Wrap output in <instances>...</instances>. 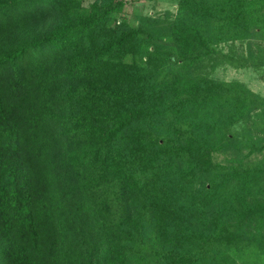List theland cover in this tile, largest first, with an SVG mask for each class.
Segmentation results:
<instances>
[{"label":"trees","instance_id":"obj_1","mask_svg":"<svg viewBox=\"0 0 264 264\" xmlns=\"http://www.w3.org/2000/svg\"><path fill=\"white\" fill-rule=\"evenodd\" d=\"M84 1L0 0V264H264V139L234 129L264 98L208 72L264 66L218 48L264 0Z\"/></svg>","mask_w":264,"mask_h":264},{"label":"rangeland","instance_id":"obj_2","mask_svg":"<svg viewBox=\"0 0 264 264\" xmlns=\"http://www.w3.org/2000/svg\"><path fill=\"white\" fill-rule=\"evenodd\" d=\"M94 1L103 2L104 0H85L86 6ZM125 6L119 18V22L127 23L131 27H138L144 16L165 17L175 16L178 13V0H124ZM53 16H47L43 20L34 23L37 26V33L47 29L53 22ZM38 35V34H37ZM219 50L231 55L235 60H247L252 56L264 54V39L249 37L241 40L223 42L218 45ZM245 58V59H244ZM211 78L218 81L238 82L249 88L255 94L264 98V66L256 67L251 64L244 67H234L230 64L218 66L215 70L208 68ZM239 139L246 140L245 133L252 135L255 139H264V112L260 109L253 110L242 119L234 128ZM242 154L247 155L249 149L242 147ZM244 155V156H245ZM237 156L233 149L222 151L215 154V161L226 163L229 159ZM246 162L259 164L264 168V150L257 152L246 158Z\"/></svg>","mask_w":264,"mask_h":264}]
</instances>
